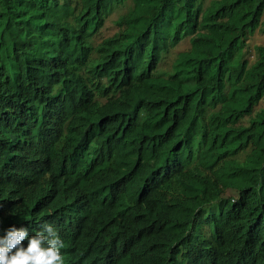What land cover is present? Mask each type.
<instances>
[{"label":"trees","instance_id":"obj_1","mask_svg":"<svg viewBox=\"0 0 264 264\" xmlns=\"http://www.w3.org/2000/svg\"><path fill=\"white\" fill-rule=\"evenodd\" d=\"M256 32L264 0H0V227L65 202L64 264H264Z\"/></svg>","mask_w":264,"mask_h":264},{"label":"clouds","instance_id":"obj_2","mask_svg":"<svg viewBox=\"0 0 264 264\" xmlns=\"http://www.w3.org/2000/svg\"><path fill=\"white\" fill-rule=\"evenodd\" d=\"M195 197L200 200L197 201ZM184 198L186 204L191 203L198 209L202 205L206 215L209 202L205 201L203 194L189 188ZM67 209L68 203H61L55 212V226L44 223L39 229H32L31 234L27 226L0 227V264H64L61 250L65 243L60 236L62 223L57 216L66 213Z\"/></svg>","mask_w":264,"mask_h":264},{"label":"rangeland","instance_id":"obj_3","mask_svg":"<svg viewBox=\"0 0 264 264\" xmlns=\"http://www.w3.org/2000/svg\"><path fill=\"white\" fill-rule=\"evenodd\" d=\"M204 6H208L211 0H202ZM129 11V7L126 8H118L115 12V15L112 16L107 22L105 34L111 35L116 32L117 28L113 26L112 20L116 19V17H121L125 15ZM256 46H264V34L260 32H256L248 42V54L250 55V59H253L255 54ZM190 48L189 38L185 39L181 42V44L177 47L170 49L167 53L164 54L163 59L160 63L159 68L157 69V74L160 76H168V73L171 71L173 63L176 60L178 53L188 50Z\"/></svg>","mask_w":264,"mask_h":264}]
</instances>
